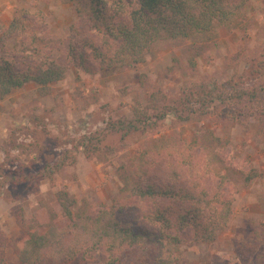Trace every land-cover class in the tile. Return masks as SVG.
<instances>
[{"label": "rangeland", "instance_id": "obj_1", "mask_svg": "<svg viewBox=\"0 0 264 264\" xmlns=\"http://www.w3.org/2000/svg\"><path fill=\"white\" fill-rule=\"evenodd\" d=\"M89 1L0 0V64L66 68L45 89L29 83L0 100V264H22L18 253L30 229L55 232L68 246L69 227L103 207L119 205L122 223L148 227L143 212L151 205L120 197L137 168L143 181L162 187L171 185L176 168L186 188L232 200L230 220L215 241L196 242L192 228L180 232V264H257L256 253L264 251V0L243 7L237 29H219L209 42L160 41L143 63L122 69H99L88 57L103 39L90 28ZM106 6L107 18L111 0ZM72 47L85 62L72 58ZM157 93L162 96L151 102ZM134 109L147 115L137 131L110 130L131 121ZM155 143L165 152L141 160ZM83 251L45 257L154 264L158 255L147 244L111 254Z\"/></svg>", "mask_w": 264, "mask_h": 264}, {"label": "trees", "instance_id": "obj_2", "mask_svg": "<svg viewBox=\"0 0 264 264\" xmlns=\"http://www.w3.org/2000/svg\"><path fill=\"white\" fill-rule=\"evenodd\" d=\"M250 1L252 0H111L112 11L106 18L104 9H107V0H90V28L103 39L102 47H91L88 57L99 65V69H122L143 63L150 47L163 40L176 42L186 39L192 44L212 41L219 29H237L241 26L242 9ZM13 29L15 25L12 24L11 30ZM71 52L75 61H86L83 59L85 54L81 51H75L72 47ZM65 74L66 68L55 62L38 64L32 70L21 71L13 63L3 61L0 64V100L29 83L45 89L48 84L63 79ZM161 96V93L153 95L151 102ZM146 116V113L134 109L131 121H118L117 125H110V130L127 135L137 131L138 124L143 122L142 119L145 122ZM162 118L163 116L158 117ZM148 124L151 126L156 123ZM162 148L155 143L147 149L141 160L150 152L164 153ZM174 152H178V148ZM178 173L176 168L171 170L168 175L172 177L171 185L165 187L143 181V173L139 168L123 181L121 198L151 205L143 212V216L152 229L122 223L116 211L121 210L119 205L116 210L113 209L115 207H103L96 215H82L69 227L72 232L70 241L73 243L67 244L68 246L62 244L64 239H58L55 232L38 235L30 229L19 250V261L22 264H67L66 259L46 260L45 254L56 251V254L61 252L62 256L69 254L74 258L82 248L83 252L103 248L111 254L127 247L147 244L158 247L154 264H180V246L183 242L180 232L185 228H192L196 231V242L215 241L230 220L232 200L225 201L222 196L214 201L213 198L208 199L206 190L197 193L180 183ZM162 200L169 203L162 205ZM213 203L215 207L211 206ZM168 205H174L177 211H173ZM64 209L71 216L65 207ZM136 209L141 210L139 205ZM73 237L77 239L73 240ZM254 261L264 264V251L257 252Z\"/></svg>", "mask_w": 264, "mask_h": 264}]
</instances>
